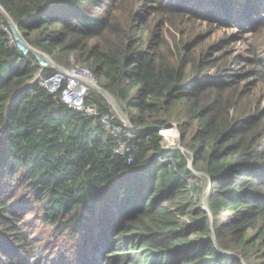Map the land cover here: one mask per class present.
Returning <instances> with one entry per match:
<instances>
[{"label":"trees","instance_id":"1","mask_svg":"<svg viewBox=\"0 0 264 264\" xmlns=\"http://www.w3.org/2000/svg\"><path fill=\"white\" fill-rule=\"evenodd\" d=\"M0 7V264H264V59L252 46L233 61L218 47L196 58L163 32L188 18L259 36L264 0ZM9 19L33 49L88 70L135 137L108 134L61 100L65 86L36 81L54 71ZM85 105L130 130L97 92ZM168 125L180 127L192 168L191 155L163 148ZM195 172L211 180L208 210Z\"/></svg>","mask_w":264,"mask_h":264},{"label":"rangeland","instance_id":"2","mask_svg":"<svg viewBox=\"0 0 264 264\" xmlns=\"http://www.w3.org/2000/svg\"><path fill=\"white\" fill-rule=\"evenodd\" d=\"M173 21L176 24L175 25L176 28L177 29L180 28V31H178L176 28L167 27L168 25H165V27L163 28V32L165 36L168 38L171 44L180 41V42H183V46H189L192 49V53L195 52L193 55L196 58L200 57L202 51H211V49L218 47V48L223 49L222 51H224V53L232 52L234 55L230 57L231 58L230 60L233 61V58L239 55H242L244 57H248V56L250 57V54L248 53V49H251V46H252L253 48H256L258 50L259 56H261L264 59V33L259 34V36L258 34H255V33L239 34V31L237 32L236 28L228 29V28H225V26H212L211 27L209 23H206L203 21H194L188 18L185 20L173 19ZM151 22H154L152 23L153 25L156 24L155 21H152V19H150V23ZM12 29L14 30V33H15V36L18 42L25 44L26 50L33 52L38 58V60H40V62L42 63V68L53 70L54 71L53 74H55L58 71L64 74L67 73V75L71 71L81 72L80 71L81 67L77 65L74 57H72L71 60L66 65L59 64L58 62L54 61L51 57H48V55L43 54V53L41 54L37 50L33 49L31 46L26 44L24 37L19 32V30L17 31L15 29L14 25L12 26ZM235 67L238 68V66H235ZM213 72L214 70L209 71V73H213ZM44 80L46 79L43 77V71H41L37 75L36 81H44ZM85 80H86V83L84 84L88 88V93L97 92L98 94H100V92L96 88L98 84L94 77L91 76L90 79L86 78ZM257 95L262 96L263 91H258ZM106 101L112 108L114 115L119 121H121L122 123L129 122L128 117L122 112L120 106L118 105L115 99L113 102L108 101L107 99ZM173 126H176V125H173ZM167 131H170V134L165 135ZM161 132L163 133L165 137L164 142H163L164 149L166 150L168 149L167 151L179 150L188 155H191V153L189 154V152L186 149H184L181 145L182 144V131L179 126H176L174 128H170L167 130L162 129ZM172 133L174 134V136ZM189 159H190V166H191V163L193 162V155L189 156ZM190 168H192V166ZM195 176L198 178L199 186L202 190V195L200 197V200L202 202V208H204L205 210H208V203H209V197H210V192H211V180L208 178L206 174L195 172ZM229 219L230 217L224 216L220 218L219 222L223 223L225 221H229ZM187 220H189V217H187ZM39 230L40 231L43 230L42 227L39 228ZM257 233H258V230L248 231V234L250 235V237H256ZM261 247H262V250H264L263 245H261ZM225 253L230 256H235V254L232 252L231 253L225 252Z\"/></svg>","mask_w":264,"mask_h":264},{"label":"built area","instance_id":"3","mask_svg":"<svg viewBox=\"0 0 264 264\" xmlns=\"http://www.w3.org/2000/svg\"><path fill=\"white\" fill-rule=\"evenodd\" d=\"M80 71L81 72L71 71L68 73V75L67 73L64 74L58 71L46 80L42 81V84L51 92H58L62 89V87L65 86L61 95V100L65 104L78 112L86 113L91 117L98 118L105 128L106 132L114 137L125 136L126 138H134L137 133L136 130L130 127V130L126 131L124 130L123 126L115 124L109 117L101 116L96 108L87 107L85 105V100L89 94L88 88L84 84L86 83L85 79H90L91 76H94L86 69L81 68ZM168 126H172L171 128H174L177 125ZM163 129L167 130L170 128H167L166 126ZM165 135H168L167 132ZM129 150L130 149L125 144H123L117 150V154L124 155Z\"/></svg>","mask_w":264,"mask_h":264},{"label":"water","instance_id":"4","mask_svg":"<svg viewBox=\"0 0 264 264\" xmlns=\"http://www.w3.org/2000/svg\"><path fill=\"white\" fill-rule=\"evenodd\" d=\"M0 10L2 11V13H4L7 17H8V15L6 14V12L0 7ZM9 18V17H8ZM9 21H10V23H11V26H13L14 25V27H15V29L18 31V27L17 26H15V24L12 22V20H10L9 19ZM28 46V45H27ZM31 49V48H30ZM35 52V51H34ZM42 54V53H41ZM49 57V56H48ZM96 88H97V90L100 92V94L102 95V96H104L108 101H114V98L108 93V92H106L105 90H103L102 88H100L98 85L96 86ZM122 114V113H121ZM124 123H126V122H124ZM126 124H128V126H130L131 128H132V126H131V124L128 122V123H126ZM167 128H171V126H167ZM193 165V162L191 163V166Z\"/></svg>","mask_w":264,"mask_h":264}]
</instances>
